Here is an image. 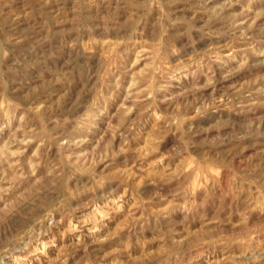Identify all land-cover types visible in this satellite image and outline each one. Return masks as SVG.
<instances>
[{
	"label": "rangeland",
	"instance_id": "1",
	"mask_svg": "<svg viewBox=\"0 0 264 264\" xmlns=\"http://www.w3.org/2000/svg\"><path fill=\"white\" fill-rule=\"evenodd\" d=\"M0 264H264V0H0Z\"/></svg>",
	"mask_w": 264,
	"mask_h": 264
}]
</instances>
